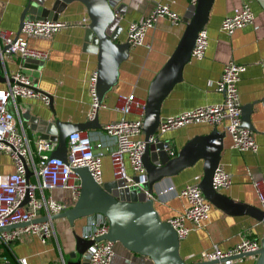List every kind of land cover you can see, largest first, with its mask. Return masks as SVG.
I'll use <instances>...</instances> for the list:
<instances>
[{
  "label": "crops",
  "instance_id": "1",
  "mask_svg": "<svg viewBox=\"0 0 264 264\" xmlns=\"http://www.w3.org/2000/svg\"><path fill=\"white\" fill-rule=\"evenodd\" d=\"M26 2L27 0H0V27L17 33ZM243 2L250 4L255 15L254 21L229 35L221 30V22L225 16L237 13ZM158 3L168 5L183 18L191 0H115V7L121 5L125 11L119 23L122 26L119 34L121 41H126L128 25L148 15ZM85 18V6L77 1L72 2L58 18V21L67 25L60 28L52 38L28 39V45L46 52L47 58L42 60L41 68L25 67L24 70L39 91L53 97L54 108L52 113L47 103L37 97L17 99L20 121L31 139L33 149L34 139L39 138V133L30 129L27 115L71 123H80L90 118V78L97 69V56L82 50ZM184 28L183 20L173 25L167 18H159L155 26L147 31L143 45L130 46L128 58L119 65L117 83L106 93L102 105L95 112L101 128L84 131L90 137L94 149H98L96 145L101 143V149L105 152L102 157V183L114 180L110 152L116 148V140L105 132L103 126L122 117L114 109L118 95L133 93L146 101L153 78L175 50ZM205 29L208 45L204 57L200 60L191 57L185 64L181 80L173 86L161 105L160 117L164 119L184 110L221 102L223 96L215 90V85L223 66L229 60L245 64L246 69L240 75L237 88L241 106L258 101L250 118L254 128L251 132L258 150L256 153L238 151L231 147L230 139L226 136L219 165L229 173L231 184L219 192L236 204L260 208L252 182L261 179L264 183V11L256 0H213ZM18 64L17 57L4 54L3 59H0V74L4 77L10 75L18 69ZM5 84L6 81L0 82V87ZM10 108L16 114L14 105L10 104ZM138 116L132 113L126 118L136 119ZM212 127L204 123L188 124L167 131L161 138L172 145L176 155L189 139L208 133ZM127 167L130 173L131 169L128 165ZM13 169L11 158L0 153V173L12 172ZM202 174L203 160H198L193 166L164 179L158 188L173 184L179 189L186 184H195L200 181ZM29 179L34 183L38 182L31 171ZM45 193L65 206L72 205L76 200L67 190L47 188ZM154 205L160 218L168 220L183 211L186 201L171 196L164 200L155 199ZM88 220V217L79 218L73 227L66 219L52 221V235L44 243L37 235L23 231L15 241L7 245L0 244V261H8L5 259V255H8L15 259V264H19L20 258H25L28 264H55L61 257L66 262V257L75 247L73 233L80 235ZM263 234V223L251 214L231 212L211 204L203 226L191 230L180 239L179 253L186 263H197L201 261V252L206 249L217 246L226 250L239 243L243 237L255 238L261 242ZM256 259L257 256L254 255L241 257L231 264H256ZM111 264L154 263L149 257L131 252L115 242Z\"/></svg>",
  "mask_w": 264,
  "mask_h": 264
},
{
  "label": "built area",
  "instance_id": "2",
  "mask_svg": "<svg viewBox=\"0 0 264 264\" xmlns=\"http://www.w3.org/2000/svg\"><path fill=\"white\" fill-rule=\"evenodd\" d=\"M115 4V0H112ZM196 0H191L195 3ZM167 18L171 24H179L182 20L168 5L158 3L154 9L140 20L132 21L127 28L126 41L130 46L144 44L147 31L155 26L159 18ZM255 15L248 2H243L241 9L225 16L220 28L231 35L239 28L252 24ZM88 21L83 19L84 24ZM67 23L62 21L36 20L25 18L20 33L0 27V59L7 54L18 58V69L10 75H5L6 84L0 87V153L8 155L13 163V171L0 173V227L32 219L51 213L60 212L65 205L51 196L45 190L62 189L71 192L74 198L80 193V179L75 172L77 167H86L93 178L102 182V157L105 152L102 144L97 143L94 149L90 137L84 131H76L67 137V161L54 157L51 153L57 147V141L49 138H35L34 149L26 129L20 121L16 101L18 98L37 97L45 103L48 99L35 85L32 78L25 72L27 58L45 60L47 53L28 45V39H50ZM208 45V35L205 27L196 36L191 57L200 60L204 57ZM246 69L245 64L229 60L222 69L221 76L216 82L215 90L222 94L219 103L205 104L193 109L181 111L175 115L161 119L156 131L149 137V142L162 139L167 131L188 124H209L225 132L230 139L232 148L241 152L256 153L258 145L253 133L241 125V102L237 84L240 75ZM96 71L90 78L92 95L90 118L102 105L98 104L96 91ZM10 104L16 108V114ZM145 100L130 93L117 97L114 109L122 117L103 126L108 135L116 140V148L110 152L112 174L115 180H123L124 187L143 189L147 182L146 169L142 163L145 141L142 130L145 112ZM264 108V102H263ZM136 113L138 118H126L128 114ZM164 150L170 157L175 156L172 145L165 141ZM131 172H128V167ZM27 169L37 177L34 183L26 177ZM134 177L138 180L135 181ZM231 177L220 165L214 171L212 187L216 191L228 187ZM261 210L264 212V183L261 179L252 182ZM147 195L148 191L144 190ZM185 199L183 211L170 217L168 221L176 230L178 237L184 238L191 230L201 228L208 216L211 203L195 184H186L177 189L173 184L156 189L154 199L170 197ZM27 197V201H23ZM88 224L80 236L91 240L92 244L81 255L82 264H111L114 256V243L109 240H97L107 233L108 220L102 214L88 217ZM52 221L36 222L25 227L0 232V244L7 245L15 241L25 231L35 234L44 243L52 235ZM260 247L255 238L243 237L235 246L222 250L217 246L201 252V261H214L212 264H231L234 257L243 252H251ZM19 264H28L25 258L19 259ZM55 264H66L63 257Z\"/></svg>",
  "mask_w": 264,
  "mask_h": 264
},
{
  "label": "water",
  "instance_id": "3",
  "mask_svg": "<svg viewBox=\"0 0 264 264\" xmlns=\"http://www.w3.org/2000/svg\"><path fill=\"white\" fill-rule=\"evenodd\" d=\"M80 2L86 8L87 23L84 24L82 50L97 56L96 96L101 105L106 93L117 83L119 65L129 56L130 45L121 41L119 34L122 30L120 21L124 16V7H115L112 0H27L19 19V34L23 20L34 17L36 20L57 21L60 14L72 2ZM264 11V0H256ZM213 0H196L191 3L182 20L185 28L182 36L165 64L153 78L145 104L142 130L145 147L142 163L146 169L147 182L143 189L124 187L123 180L97 182L86 167H77L75 172L80 179V193L72 205L65 206L58 213H51L32 219L0 227V232L25 227L36 222L66 219L71 227L79 218L93 214H102L108 220L107 233L97 240L119 242L127 250L142 256H147L154 264H212L214 261H199L186 263L180 256V238L168 220H162L155 208V192L157 186L166 178L172 177L187 167L193 166L198 160H203V174L197 183L205 198L213 205L220 206L231 212L251 214L264 226V212L255 206L236 204L212 187V177L220 163L221 151L224 148L226 134L213 126L211 131L196 135L170 157L164 146L166 142L158 139L149 142V137L156 131L161 120L160 110L163 101L173 86L181 80L182 70L191 59V52L197 33L203 29L209 17ZM31 19V18H30ZM25 67L41 68L43 61L27 58ZM6 78L0 74V82ZM48 99L47 105L52 113L53 97L40 91ZM258 101L241 106V125L254 131L251 124V114ZM24 116V115H23ZM30 129L39 133L41 138L57 141V147L52 156L67 161V137L76 131L101 128L97 114L80 123L60 121L58 119H43L38 116H26ZM30 171L27 169L26 177ZM137 181L138 178L134 177ZM144 190L148 191V194ZM27 201V197L23 204ZM75 247L68 254L66 264H82L80 256L92 244L91 240L73 233ZM257 256L256 264H264V234L260 247L251 252H243L234 259ZM0 264H11L0 261Z\"/></svg>",
  "mask_w": 264,
  "mask_h": 264
},
{
  "label": "trees",
  "instance_id": "4",
  "mask_svg": "<svg viewBox=\"0 0 264 264\" xmlns=\"http://www.w3.org/2000/svg\"><path fill=\"white\" fill-rule=\"evenodd\" d=\"M7 252H5V253H7ZM3 255H5V254H3ZM5 259L8 260L11 264H15V259L13 257L12 258H9L8 255H5Z\"/></svg>",
  "mask_w": 264,
  "mask_h": 264
},
{
  "label": "rangeland",
  "instance_id": "5",
  "mask_svg": "<svg viewBox=\"0 0 264 264\" xmlns=\"http://www.w3.org/2000/svg\"><path fill=\"white\" fill-rule=\"evenodd\" d=\"M31 19H36V18H34V17H30ZM0 249H1V247H0ZM65 256V255H64ZM67 259H68V257H66Z\"/></svg>",
  "mask_w": 264,
  "mask_h": 264
}]
</instances>
